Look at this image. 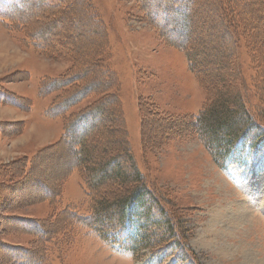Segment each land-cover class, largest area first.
I'll list each match as a JSON object with an SVG mask.
<instances>
[{
	"label": "rangeland",
	"instance_id": "374dc122",
	"mask_svg": "<svg viewBox=\"0 0 264 264\" xmlns=\"http://www.w3.org/2000/svg\"><path fill=\"white\" fill-rule=\"evenodd\" d=\"M40 2L0 20V264L41 254V264H126L118 244L70 225L68 210L90 214V190L115 226L114 203L137 190L149 194L150 222L173 226L176 244L154 225L133 264H176L156 253L175 245L192 264H264V157L221 170L211 151L232 122L222 115L207 136L199 120L223 100L243 130L264 126V0H191L173 15L156 0ZM182 40L189 58L173 45ZM88 86L81 103L51 114ZM88 110L99 113L88 137L64 141Z\"/></svg>",
	"mask_w": 264,
	"mask_h": 264
},
{
	"label": "trees",
	"instance_id": "16d2710c",
	"mask_svg": "<svg viewBox=\"0 0 264 264\" xmlns=\"http://www.w3.org/2000/svg\"><path fill=\"white\" fill-rule=\"evenodd\" d=\"M31 0H0V20L4 22V20H10L13 15H15L19 10L17 6H24L27 3H29ZM152 1V2H151ZM155 0H150V2L153 4L152 8L156 5L154 4ZM168 2L163 4L160 2V0H156L157 5H163L165 6L163 8L164 12H169V15L178 14V12L187 9V5L190 2V0H167ZM42 2V0H41ZM40 2V3H41ZM149 4V3H148ZM20 9V8H19ZM152 17L154 16L153 12ZM169 17V16H168ZM161 26L157 25V28L164 32L165 29L164 24H160ZM184 28H187V22L184 21L183 23ZM174 31V30H171ZM185 31V30H184ZM186 32V31H185ZM174 33V32H173ZM187 34V33H186ZM180 42V38H179ZM180 44V45H179ZM174 43V46H178V48L185 52V46L183 45V40L181 43ZM41 45V44H40ZM188 51V48L186 49ZM185 54L188 57V54L185 52ZM189 58V57H188ZM78 80L76 77L67 78L63 82V87H67L75 83L74 81ZM59 83V82H58ZM56 82H52L48 84V86H44V91L42 95H46L54 91ZM92 86L84 87L83 89L79 90L74 96H70L67 98L64 102V104H60L59 106H55V108L51 109V114L53 116H60L61 111H64L65 106H74L79 103H81L86 96L93 91ZM60 107L61 109H59ZM58 108V110H57ZM243 109V108H241ZM234 111H237L234 110ZM244 112H247L245 110H241ZM99 113L97 110H88L84 114H81L78 116L75 120L70 121V123L67 124L65 127V136H63V140H67L69 143H72L74 140L76 141H84L86 137H88L90 131L89 129L94 125V121L97 119H93V116H97ZM225 116V118H228L229 121L232 122V127L229 129L226 127L227 131L223 135L222 139L217 140V148H219L218 153L215 154L211 151V154L213 156V159L216 163V165L221 170H226L229 165H237L240 167H246L248 163L253 160L254 158L260 156L264 157V126H254L252 129L251 126L244 129V121L241 122L238 120H234L235 112L228 111V105L223 100L218 102L212 109L208 111V113L201 119V124H203V132L208 136L209 134H212L216 132L217 130H220V121H218V118ZM244 119L247 116H249V120H252L251 114L244 113ZM236 119V118H235ZM243 119V120H244ZM256 121V120H255ZM244 123V124H243ZM74 154L81 155L82 151L78 150L76 148L73 149ZM82 160L80 159V163L78 164L82 165ZM113 161H110V165H114L112 163ZM77 164V163H76ZM111 165V166H112ZM86 166V165H85ZM105 172V171H104ZM123 179H125L122 175H118V180L121 182ZM32 180V179H31ZM30 182H26L23 184H20V188L16 190V195H27L29 192L30 187L32 186ZM102 181L97 185L99 186ZM91 195V207H90V214L88 216H81L80 214L76 213L75 210H68V217L69 220L72 222L70 225H82L85 228H88L92 231H94L96 234H98L101 239L107 243V244H118L121 249H123L126 252H131L134 256L138 254L140 251V243L148 240V238L151 237V235H148L150 232V229L154 227V225L161 226L165 223L166 226L163 227L167 231V235L169 236L170 240H173L175 244L177 243L174 239L176 237L174 236V228L170 224H167L168 220H161L160 222L153 224L150 222V216L153 208L152 206H149L148 201V195L147 192L144 190H137L136 193H134V196L132 198H129L127 201H119L117 200L113 208H116L117 218H122V225L121 226H115L113 223V219L111 216H103L99 217V215H104L109 211V207L105 203H97V206L94 205V199L92 200V195L94 194L92 190H90ZM30 195V194H29ZM32 197V196H31ZM65 214V213H64ZM99 214V215H98ZM115 214V213H114ZM63 215V214H62ZM96 215V216H95ZM62 217V216H61ZM67 217V218H68ZM136 217V218H135ZM65 218V217H64ZM115 219V220H116ZM65 221L64 219H62ZM47 225H39L38 231L42 232L41 234L44 235L43 240L47 242L50 237V233H47L46 228ZM35 227V228H37ZM146 232L145 239L142 241L140 234L141 232ZM157 235V233H156ZM158 236V235H157ZM158 240V239H157ZM141 241V242H140ZM161 241V240H159ZM173 244V245H175ZM173 248H176V252L172 250V247H159L156 253H160L162 251L166 252L165 259H169V257L174 256L176 259V264H189L190 261L186 260L185 253L191 252L187 246H185V249L181 252L179 248L175 245ZM178 248V250H177ZM27 258V257H24ZM44 255L41 254L40 257H38L37 262L38 264L44 263ZM36 262V263H37ZM192 264V263H190ZM197 264V263H196Z\"/></svg>",
	"mask_w": 264,
	"mask_h": 264
},
{
	"label": "clouds",
	"instance_id": "9594fccd",
	"mask_svg": "<svg viewBox=\"0 0 264 264\" xmlns=\"http://www.w3.org/2000/svg\"><path fill=\"white\" fill-rule=\"evenodd\" d=\"M122 256L124 257L126 264H133V254L130 251L122 253Z\"/></svg>",
	"mask_w": 264,
	"mask_h": 264
},
{
	"label": "bare ground",
	"instance_id": "6f19581e",
	"mask_svg": "<svg viewBox=\"0 0 264 264\" xmlns=\"http://www.w3.org/2000/svg\"><path fill=\"white\" fill-rule=\"evenodd\" d=\"M191 1V0H190ZM190 3V2H189ZM192 18V17H191ZM100 42V41H99ZM102 45V44H101ZM243 217V216H240V218Z\"/></svg>",
	"mask_w": 264,
	"mask_h": 264
}]
</instances>
